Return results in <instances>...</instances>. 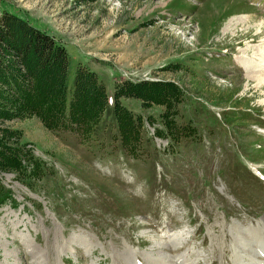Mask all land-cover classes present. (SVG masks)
Listing matches in <instances>:
<instances>
[{
	"label": "rangeland",
	"instance_id": "obj_1",
	"mask_svg": "<svg viewBox=\"0 0 264 264\" xmlns=\"http://www.w3.org/2000/svg\"><path fill=\"white\" fill-rule=\"evenodd\" d=\"M5 10L63 44L71 74L95 72L148 143L132 152L106 111L86 134L23 110L0 117L43 168L0 170V264H113L123 248L141 264L188 250V264H264V74L237 61L264 59V0H0ZM127 81L176 84V124L194 129L156 136L165 106L117 97ZM182 232L178 250L150 249Z\"/></svg>",
	"mask_w": 264,
	"mask_h": 264
},
{
	"label": "trees",
	"instance_id": "obj_2",
	"mask_svg": "<svg viewBox=\"0 0 264 264\" xmlns=\"http://www.w3.org/2000/svg\"><path fill=\"white\" fill-rule=\"evenodd\" d=\"M116 95L134 97L150 106H165L160 116L161 126L155 130L158 137L167 136L176 141L177 134L194 129L191 126L195 121L191 119L183 126L176 124V102H180L182 90L172 82L127 81ZM107 98L105 86L95 72L78 65L71 74L63 44L19 15L6 10L1 13L0 117L8 118L13 111L23 110L36 114L49 129L75 126L86 134L99 125L106 111L115 121L122 144L138 151L142 148L139 141L142 145L144 140L147 142L145 136L140 135L141 117H135L117 99L109 105ZM193 107L195 112L206 110ZM2 132L0 170L16 173L14 170L30 169L34 175L40 173L43 169L40 160L33 158L29 150L24 151L19 145L8 142V136L14 135L10 128ZM28 162L32 163L28 165Z\"/></svg>",
	"mask_w": 264,
	"mask_h": 264
},
{
	"label": "bare ground",
	"instance_id": "obj_3",
	"mask_svg": "<svg viewBox=\"0 0 264 264\" xmlns=\"http://www.w3.org/2000/svg\"><path fill=\"white\" fill-rule=\"evenodd\" d=\"M245 22V21H244ZM246 52V51H245ZM264 53V52H263ZM243 56H238L237 57V61L239 62V65L241 66L242 70L245 72L246 76L248 78L253 77L254 79L258 78V76L264 74V59H260V61H250L248 59H246L247 57H243ZM261 58V57H260ZM263 58V57H262ZM255 59V58H254ZM260 80L262 81V83L260 84ZM259 86H262L264 84V80L261 79V77H259ZM264 87V86H263ZM257 88V87H256ZM235 232V231H234ZM225 235V234H224ZM223 235V236H224ZM251 235V234H250ZM168 237L169 239L164 241L162 244L159 243V245H157L156 243L153 244V247L150 249H154V251L156 249H162L166 250V251H172V250H178V245L181 242L182 245L184 244L183 242L186 241L188 242V237L185 235V233H181L178 235H169L166 234L164 236H162L161 238L164 240V238ZM225 237V236H224ZM150 238V237H149ZM153 242V241H152ZM152 245V244H151ZM181 245V246H182ZM150 247V246H149ZM157 250V251H158ZM119 251V250H118ZM156 252V251H155ZM189 250L187 252H185L184 254L180 255V256H174L173 259H169L171 264H188L186 262V260H183L184 255H188L189 254ZM132 253L123 248L121 249L118 253H115V255L113 256V260L114 263L113 264H136L133 262L132 258L134 257L133 255H131ZM195 254V253H194ZM255 255V253H253ZM193 256V255H192ZM246 252L245 249L243 247H237V245L234 247V256H232L233 258V262L235 261L236 263L242 262L244 263V261H246ZM195 257V256H194ZM197 258V257H196ZM168 260V261H169ZM201 260V261H200ZM243 260V261H242ZM156 261V260H155ZM200 261V262H199ZM161 262V261H160ZM159 262V263H160ZM194 262V260H193ZM196 262H198L197 264H204L205 261H203V259H199ZM195 262V264H196ZM203 262V263H202ZM92 264H95L94 262H92ZM140 264V263H138ZM241 264V263H239Z\"/></svg>",
	"mask_w": 264,
	"mask_h": 264
}]
</instances>
